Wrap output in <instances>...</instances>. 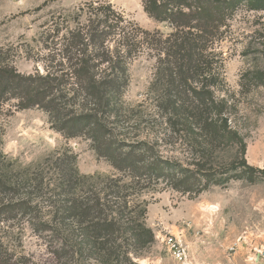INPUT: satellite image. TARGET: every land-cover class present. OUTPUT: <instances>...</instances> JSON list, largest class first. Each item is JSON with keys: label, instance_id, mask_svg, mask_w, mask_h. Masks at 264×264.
I'll return each instance as SVG.
<instances>
[{"label": "rangeland", "instance_id": "374dc122", "mask_svg": "<svg viewBox=\"0 0 264 264\" xmlns=\"http://www.w3.org/2000/svg\"><path fill=\"white\" fill-rule=\"evenodd\" d=\"M91 1L111 3L146 30L172 32L168 23L158 22L145 11L143 0H0V65L25 75L38 70L46 73L53 46L62 41L67 26H75L71 18L66 22L59 16H73L79 6ZM211 16L217 28L211 30V40L204 47L210 80L205 74L188 80L198 89L205 86L202 89L211 91V113H198L211 123V144L173 132L171 113L161 101L167 103L172 90L173 95L182 92L178 97L187 90L178 86L176 91L168 76H160L151 50L129 64V83L118 106L132 118L131 124H138L132 134L159 142L166 157L185 164L210 147L211 186L189 195L161 184L141 194L147 204L142 235L137 238L124 232L114 251L87 244L80 260L71 250L55 253L51 243L58 241L56 234L36 232L25 221L24 227L13 232L18 237L13 242L18 244L16 251L39 264H264L260 261L264 252V0H211ZM16 102L11 99L4 106L8 114L1 118L0 148L17 171L43 167L47 179L70 173L106 178L116 173L88 137H69L55 127L43 108L15 109ZM181 113L180 119L189 115ZM219 126L237 132L246 150L226 131L213 130ZM59 157L65 164L58 167L67 173L55 167ZM170 235L186 248L183 261L169 250L166 238Z\"/></svg>", "mask_w": 264, "mask_h": 264}, {"label": "trees", "instance_id": "16d2710c", "mask_svg": "<svg viewBox=\"0 0 264 264\" xmlns=\"http://www.w3.org/2000/svg\"><path fill=\"white\" fill-rule=\"evenodd\" d=\"M143 4L151 17L168 23L172 32L146 30L111 3L91 1L79 6L73 16H59L66 22L71 18L75 26H67L62 41L53 46L46 73L38 70L25 75L0 65V125L11 99L17 100L15 109L39 106L49 112L59 131L69 137H88L97 154L116 170L106 178L70 173L47 179L43 167L17 171L0 148V264H39L16 251L18 237L13 232L24 227V221L36 232L56 234L58 241L51 243L55 253L71 250L80 260L87 244L114 251L124 232L137 238L142 235L147 204L141 194L161 184L189 195L211 186L210 147L185 164L166 157L159 142L132 134L138 124H131L132 118L118 107L129 83V64L151 50L160 76H168L176 91L178 86L187 90L183 97H178L181 91L173 95L172 90L167 103L161 101L171 113L172 131L211 144V123L198 115L211 113V91L188 81L204 74L210 80L204 47L211 40V30L217 28L211 18V0H143ZM182 110L189 115L180 119ZM221 129L227 128L213 127L217 133ZM226 132L246 150L237 132L232 128ZM56 162L55 167L67 173L58 167L65 160L59 157ZM236 166L232 164L233 169Z\"/></svg>", "mask_w": 264, "mask_h": 264}, {"label": "built area", "instance_id": "2783aa9c", "mask_svg": "<svg viewBox=\"0 0 264 264\" xmlns=\"http://www.w3.org/2000/svg\"><path fill=\"white\" fill-rule=\"evenodd\" d=\"M166 244L171 251L172 255L180 261L187 258L186 248L183 246L181 241L174 235H170L166 238ZM261 260L258 257V261H264V252H260Z\"/></svg>", "mask_w": 264, "mask_h": 264}, {"label": "crops", "instance_id": "0c3cea01", "mask_svg": "<svg viewBox=\"0 0 264 264\" xmlns=\"http://www.w3.org/2000/svg\"><path fill=\"white\" fill-rule=\"evenodd\" d=\"M257 264H261V263H258V262H257Z\"/></svg>", "mask_w": 264, "mask_h": 264}]
</instances>
